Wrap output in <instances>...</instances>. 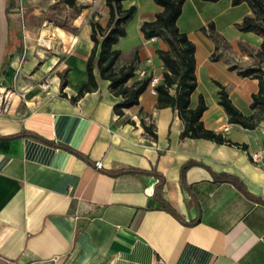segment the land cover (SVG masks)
<instances>
[{"label":"crops","instance_id":"crops-1","mask_svg":"<svg viewBox=\"0 0 264 264\" xmlns=\"http://www.w3.org/2000/svg\"><path fill=\"white\" fill-rule=\"evenodd\" d=\"M122 5L135 12L114 44L121 51L115 66L136 52L127 84L145 75L160 80L157 50L167 44L144 38L139 26L162 6ZM108 13L105 0H0V85L15 91L0 113V264H156L159 257L162 264H264V113L253 128L230 122L217 92L219 82L243 114L253 113L258 79L229 67L253 64L261 46L259 34L235 26L251 13L248 3L185 0L176 21L195 44L191 105L201 95L203 125L245 147L181 137L178 111L157 107L150 85L118 115L113 105L121 97L97 67V88L71 100L87 80L90 22L105 25ZM252 152L261 157L254 160ZM187 160L196 163L182 183ZM126 166L157 170L160 190L154 174L106 171ZM223 173L248 194L218 177Z\"/></svg>","mask_w":264,"mask_h":264},{"label":"trees","instance_id":"trees-1","mask_svg":"<svg viewBox=\"0 0 264 264\" xmlns=\"http://www.w3.org/2000/svg\"><path fill=\"white\" fill-rule=\"evenodd\" d=\"M68 4H73L74 0H63ZM123 0H105L109 13L105 25L97 20H92L90 38L93 42L86 59L87 80L81 85L77 93L71 97L75 101L85 92L97 88L93 69L97 67L102 78L109 80V87L112 93L120 96L121 99L113 105V111L118 115L123 114V110L139 103V95L149 85L150 76L145 75L133 80L130 84L127 81L135 75L138 64V54L135 52L133 58L120 66H115L121 51L114 47L120 36L125 35V25L135 12V6L124 8ZM162 6V10L157 12L153 19L143 21L139 28L144 38L149 39L154 36L161 37L167 44L166 49H159L157 53L163 62L162 77L155 85L157 107L170 106L178 111V115L183 121L181 137L205 138L217 143L237 144L241 147L246 145L236 143L222 135L221 132L207 128L203 125L201 115L206 108V103L200 95L195 106L190 103L191 93L196 88L197 80L195 76V44L184 31L177 26V18L181 12L185 0H154ZM215 1V0H208ZM247 2L251 13L244 15L235 26L239 30H249L262 37L260 48L254 53V62L245 67L231 64V69H236L243 76H253L258 79V90L252 93L250 107L254 110L249 115L243 114L231 101L225 86L217 82L218 103L222 106L228 120L238 123L243 127L253 128L261 120L264 113V72L262 63L264 62V0H231L233 4ZM204 28V27H202ZM210 34L218 40L214 32L212 23L208 24ZM215 57V55H212ZM61 88L65 85V79L61 76ZM173 89V90H171ZM141 124L149 135L157 138V133L150 125H146L141 119ZM34 139L42 140L36 134L27 132ZM65 147L64 145H61ZM67 148V147H66ZM78 155H81L78 153ZM194 160H187L180 168V181L185 182L186 169L195 164ZM202 164V163H200ZM111 174L132 172L135 174H154L157 176L155 189H159L163 182L162 175L152 169H140L132 166L108 169ZM218 177L230 180L237 186L248 192L240 181L232 174L223 173ZM160 192V191H159Z\"/></svg>","mask_w":264,"mask_h":264},{"label":"built area","instance_id":"built-area-1","mask_svg":"<svg viewBox=\"0 0 264 264\" xmlns=\"http://www.w3.org/2000/svg\"><path fill=\"white\" fill-rule=\"evenodd\" d=\"M144 71H141L140 73L143 74ZM159 82V77L157 75H153L150 78L149 81V85L151 88L152 92H155V85ZM49 85V81L44 80L40 86L42 89H46ZM15 91L9 87H4L0 85V113L6 112L8 111L9 107H10V103H11V98L14 95ZM19 95L24 96V92L20 91L18 92ZM251 157L254 160H258L261 157V154L258 152H252ZM53 260L55 259V257L52 258ZM163 260L162 258H157L156 259V264H162Z\"/></svg>","mask_w":264,"mask_h":264}]
</instances>
